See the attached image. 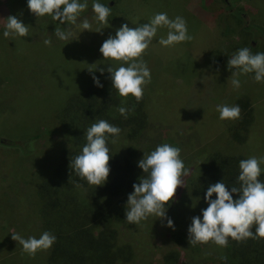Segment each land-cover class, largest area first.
Instances as JSON below:
<instances>
[{"label": "trees", "instance_id": "trees-1", "mask_svg": "<svg viewBox=\"0 0 264 264\" xmlns=\"http://www.w3.org/2000/svg\"><path fill=\"white\" fill-rule=\"evenodd\" d=\"M168 1L131 0L111 8L108 28L100 33H79L78 23L70 31L76 39L67 43L48 36L42 38L36 18L27 10L25 1L0 0V18L15 15L30 28V36L0 38V111L11 109L6 104L14 106L17 96L12 94H24L27 86L33 88L31 92L39 105V117L34 122L19 123L14 117L0 114V138L11 140L10 144L0 143V264H147L152 260L155 264H190L189 257L197 260L201 257L204 264H264V238L241 242L229 239L228 245L221 248L211 242L188 244L186 234L191 218L199 216L206 207L203 195L209 184L222 179L229 188L239 187L238 162L251 156L244 145L264 123V92L251 74L245 76L249 77L253 94L257 93L248 96L249 90L240 92L227 104L239 106V118L219 119L210 130L217 128V131L210 132L206 123L212 121L208 120L212 109L208 106H215L217 111L218 105L213 92L205 99L206 108L196 111L200 115L191 117L184 90L178 97L164 91L162 97L158 85L155 88L146 85L139 102L129 97L121 105V98L106 79L107 72L101 75L95 70L87 71L92 60L84 61L86 67L82 73H58L68 60L84 59L90 53L100 61L98 49L104 39L114 35L121 24L130 28L142 24L146 17L142 14L143 8L153 6L160 10L161 2L166 6ZM198 8H202L198 11L200 14L187 13L213 39L203 67L210 79L218 71L225 75L231 73L226 60L237 49L249 47L253 54L264 52V30L247 22L243 8L232 7L227 0H209L207 4L200 3ZM41 19L46 21L47 17ZM50 23L57 22L50 19ZM90 24L95 27L93 19ZM160 34L157 31L154 40ZM45 39L50 41L47 46L43 44ZM176 45L165 48L170 54H177ZM149 47H155L154 52H158L163 46L153 41ZM150 55L156 57L154 53ZM99 61L97 67L106 69L107 65ZM184 70L183 64L174 71L176 84L182 82ZM92 76L97 77L102 87L93 85ZM155 78L162 83L165 75L156 74ZM50 79L54 82L49 95ZM260 92L263 94L258 95ZM176 98L178 102L173 103ZM157 99L162 105L152 104ZM119 106L132 109L127 119L117 113ZM99 119L119 127L121 132L115 143L109 138V174L106 183L94 189L76 177L68 164L80 153L85 142L84 131ZM193 123H202L198 131L194 130ZM161 143L179 147L180 158L190 168L183 186L175 190V202L167 211L174 230L163 227L160 220L153 221V217L136 225L124 221L126 197L141 175L136 162L142 153ZM39 156L43 158L39 160ZM258 179L264 182V172ZM150 229L155 236L162 237L160 241L172 242L176 248L156 257L149 249L153 236L149 238L146 230ZM44 231L55 236V243L47 251H38L32 256L10 238L13 232L25 239L38 238ZM185 249L188 252L183 256Z\"/></svg>", "mask_w": 264, "mask_h": 264}, {"label": "clouds", "instance_id": "clouds-1", "mask_svg": "<svg viewBox=\"0 0 264 264\" xmlns=\"http://www.w3.org/2000/svg\"><path fill=\"white\" fill-rule=\"evenodd\" d=\"M106 5L100 0H91L95 27L87 19H83L78 24L79 33H100L109 27L111 8ZM87 7L88 0H26V8L35 18L50 17L52 21H58L52 33L58 40L67 43L77 36L73 39L66 30V25H75ZM0 24L2 39L30 36V28L15 15L0 18ZM161 28L166 29L165 36L154 40ZM190 39L182 16L170 19L167 13L158 12L146 23L134 28L121 24L114 35H109L102 41L98 49L102 57L98 63L106 64L107 68H98L97 63H93L88 65L87 71L92 73L95 70L101 75L106 71V79L110 81L111 89L121 98V105L129 97L139 102L144 87L150 82V72L143 60L145 50L153 41L160 46L170 47ZM49 43L48 39L43 40L45 46ZM226 65L227 69H232L230 83L233 89H239V76L245 74H251L252 80L257 83H264V52L257 51L253 54L249 47H241L227 58ZM91 79L95 87H102L96 76ZM116 111L127 119L132 109L119 106ZM217 111L220 120L232 121L239 118V106L235 104L217 105ZM120 132L119 127L104 119L91 123L83 133L85 142L80 153L69 161L68 167L70 165L72 173L94 189L102 187L110 170L108 161L111 155L107 143L109 138L115 143ZM180 151L179 147L161 143L148 153H142L136 162L141 175L132 184V191L127 195L124 205L126 223L136 225L153 217V221L160 220L163 227L174 230L167 211L175 202V190L183 186L184 178L190 173V168L185 167L180 158ZM261 164H264V157L250 156L238 162V188L227 187L222 179L208 185L203 195L206 207L199 216L191 218L186 228L188 244L211 242L223 248L228 245L229 239L241 242L250 238H264V182L258 179L264 172ZM76 187L80 185L77 184ZM234 194H238L235 199ZM10 238L29 256L38 251H47L56 239L48 231L42 232L38 238L29 236L27 239L13 232Z\"/></svg>", "mask_w": 264, "mask_h": 264}, {"label": "rangeland", "instance_id": "rangeland-1", "mask_svg": "<svg viewBox=\"0 0 264 264\" xmlns=\"http://www.w3.org/2000/svg\"><path fill=\"white\" fill-rule=\"evenodd\" d=\"M26 2V0H23ZM131 0H100L101 3L107 4L106 6L110 8H116L122 5H125L129 3ZM134 1V0H132ZM148 1V0H145ZM165 1V0H163ZM228 4L232 7H240L243 8V14L246 17L247 22L250 25L259 26L264 30V0H227ZM133 3V2H131ZM164 5L161 2V5L159 8L160 10H157V8H153V6L145 7L142 9V14H146V17L144 21H142V24L146 23L150 18L158 12H164L167 13L168 17L174 18L176 16H182L186 22L188 34L191 36V39L188 41H184L181 43H178L175 47L178 50L177 54H170L168 52V49L165 47H160V50L158 52H154L156 49L155 47H149L147 50H145L143 54V60L144 62H148L147 66L150 70V82L147 84V87L152 86L153 88L158 85V90L161 91L162 97L165 96L164 91H168L169 93H175L178 97L179 95H182L183 90L185 93H187L186 97V106L188 113L191 114V117H197L196 111L203 110V108H206L205 105V99L210 98V92H213L216 95V98L218 99V105L220 104H231L234 100V98L240 94V92H243L244 90H249L246 95L248 96H254L257 92L254 93L253 87L249 88V77L245 75L239 76L240 79V87L239 89H233L230 81H231V73L228 75H225L223 71H218L217 74H215L211 79L208 77V73L204 70L205 62L207 61V58L205 59V53L207 51V48L213 44V39L207 35L206 31L201 29L199 26V22L195 21L192 16H190L188 12H191L193 14H198L199 10L202 8H198V5L200 3L207 4L209 3V0H169ZM209 6V5H208ZM158 8V9H159ZM154 13V14H153ZM200 14V13H199ZM203 15V14H202ZM201 15V17H202ZM35 17V16H34ZM93 17V13L91 10V0H88V7L85 9L83 13H81V16L78 18L76 24L80 23L81 20L87 19L89 23L91 22ZM36 22L38 24V34L44 38L45 36L50 37V39L56 40L55 35L52 33L53 29L56 27V24L53 25L50 23V18L47 17L46 21H42L41 17L36 18ZM39 22H42L41 24H44L46 27L44 28L43 25H39ZM58 23V21H57ZM75 24V25H76ZM74 25L68 24L66 25V30L70 32L72 30V27ZM63 27V25H61ZM158 31L161 33L160 37L165 36L166 29H158ZM59 45L56 46L58 48ZM53 50V47L50 48ZM60 49V48H59ZM172 49V48H169ZM176 49H172L176 51ZM188 49V50H187ZM81 51V50H78ZM151 53H154L156 57H151L153 55H150ZM187 54L190 55L187 56ZM82 57L81 55H79ZM92 60L93 63H97L99 59L92 53L87 54L84 59H70L68 62L64 63L58 71V73L62 74H73V73H82L83 69L86 67L84 61ZM155 59V60H154ZM205 59V60H204ZM184 64L185 70L183 74V80L180 84H176L174 82L175 76H177L174 71H176L179 67H181ZM187 68V72L185 73ZM1 69V66H0ZM160 71V72H159ZM159 72V73H158ZM165 75V79H163V82H159L155 78V75ZM160 77V76H159ZM180 79H182L179 76ZM177 78V79H179ZM53 82L50 79L49 83V95H50V88L53 87ZM160 83V84H159ZM183 83V84H182ZM261 86L260 91L264 92V83H260ZM2 85V84H1ZM31 89H33L31 86H27L24 89V94L21 92H16L15 94H12V96H17L15 100L14 106H11L13 103L6 104L7 107H11V109H1L0 114L14 117L16 118L17 122L19 123L22 121L24 122H34V119H37L39 117V111L37 108L39 107L37 97L36 95L31 92ZM262 95L263 93H259L258 95ZM160 99H157L156 101L152 102L154 105L156 102L159 105H162ZM164 100V99H163ZM159 101V102H158ZM165 101V100H164ZM178 102L177 98L173 100V103ZM18 104L15 108V105ZM179 104V103H178ZM178 104H176L178 106ZM22 107H26V110ZM208 107H211L212 113H209V119L212 120L207 121L206 127L207 131H210L211 128L216 126V123L218 124L219 120V113L216 111V107L213 105H209ZM36 109V110H35ZM200 113H198V116ZM199 118V117H198ZM194 124V130L198 131L201 127L202 123ZM205 127V128H206ZM217 131V128L212 129L210 132ZM223 138V137H221ZM252 138V139H251ZM10 138L1 137L0 143H3L4 140H9ZM11 143V142H10ZM248 144V147H247ZM245 146V150L251 155L255 156L257 158L264 157V123L257 127L250 136V140H248ZM247 147V148H246ZM43 156H39V160H41ZM264 167V164H261ZM194 210V209H193ZM146 235L150 238L151 236V242L149 249L152 253L156 255V257H161L162 255H165L169 250H173L176 248V246H173L172 242H162L161 236H155L154 230L151 232L150 230H146ZM148 238V239H149ZM187 249L183 252H186ZM189 261H191L190 264H204L202 261V258L200 257L198 260L195 258H188ZM147 264H155V262L152 260L151 262H148Z\"/></svg>", "mask_w": 264, "mask_h": 264}, {"label": "water", "instance_id": "water-1", "mask_svg": "<svg viewBox=\"0 0 264 264\" xmlns=\"http://www.w3.org/2000/svg\"><path fill=\"white\" fill-rule=\"evenodd\" d=\"M4 144H10V141H8V140H4V141H2Z\"/></svg>", "mask_w": 264, "mask_h": 264}]
</instances>
